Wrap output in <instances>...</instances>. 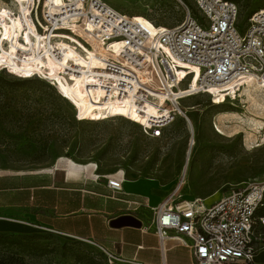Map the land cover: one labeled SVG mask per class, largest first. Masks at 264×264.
<instances>
[{"label":"rangeland","instance_id":"obj_1","mask_svg":"<svg viewBox=\"0 0 264 264\" xmlns=\"http://www.w3.org/2000/svg\"><path fill=\"white\" fill-rule=\"evenodd\" d=\"M28 1L0 0V66L10 72L0 68V173L53 168L71 160L80 167L88 165V172L99 178L118 173L128 179L153 178L159 189H165L158 190L163 200L184 180L180 198H201L205 203L229 194L233 187L264 178V107L248 102L252 113H247L240 86L234 98L227 100L233 88L216 90L213 97L219 96L220 104L202 93L183 99L181 106L187 109L189 120L178 116L159 138L140 126L147 120L121 110L111 115L133 122L122 117L91 121L103 119L102 114L83 113L82 118L88 120L76 121L74 112L80 111V103L69 88L76 89L78 80L62 79L55 72L54 60L48 65L38 53L44 35L29 20ZM106 1L153 27L154 23L174 25L185 14L179 0ZM183 1L200 16L192 0ZM235 1L241 10L238 28L242 31L249 14L264 0ZM19 73L54 79L58 91L74 106L46 80L36 75L20 78ZM97 96L104 97L102 93ZM0 216L15 217V211L2 210ZM37 232L47 234L41 241L49 244L44 252L24 255V264H137L116 259L91 241ZM260 237L264 239V227ZM11 251L17 248L0 245V261Z\"/></svg>","mask_w":264,"mask_h":264},{"label":"built area","instance_id":"obj_2","mask_svg":"<svg viewBox=\"0 0 264 264\" xmlns=\"http://www.w3.org/2000/svg\"><path fill=\"white\" fill-rule=\"evenodd\" d=\"M179 1L184 18L170 26L153 22L156 30L145 28L106 0H29V20L48 38L52 50L54 40L63 39L85 57L91 52L100 59V67L92 68L89 88L98 87L106 96L116 91L118 99L131 97L140 113L146 101L159 104V113L140 125L146 134L159 138L178 116L189 120L183 99L202 93L214 102L210 88L240 73H253L264 81V6L251 13L241 31V10L235 0H192L200 16ZM181 61L196 65L198 73L180 67ZM181 68L186 71L179 75ZM78 73L77 68L67 69L65 76L72 81ZM45 80L58 91L54 79ZM232 98L226 95V100ZM102 110L103 119L91 121L126 118ZM75 118L88 120L79 109ZM107 185L119 191L122 180L110 177ZM183 185L184 180L153 209L161 243L177 239L191 249L196 264H256L255 255L264 245L260 237L264 216L257 214L264 205V178L233 187L212 203L180 198Z\"/></svg>","mask_w":264,"mask_h":264},{"label":"crops","instance_id":"obj_3","mask_svg":"<svg viewBox=\"0 0 264 264\" xmlns=\"http://www.w3.org/2000/svg\"><path fill=\"white\" fill-rule=\"evenodd\" d=\"M80 166L68 160L53 168L0 173V211H15V217L0 216V232L47 231L87 240L125 262L196 264L188 246L174 238L161 243L155 232L153 209L163 200L158 190H165L155 179L119 173L99 178L88 165ZM110 177L122 180L121 190L107 185ZM124 216L138 223L114 224ZM255 262L264 264V247Z\"/></svg>","mask_w":264,"mask_h":264},{"label":"bare ground","instance_id":"obj_4","mask_svg":"<svg viewBox=\"0 0 264 264\" xmlns=\"http://www.w3.org/2000/svg\"><path fill=\"white\" fill-rule=\"evenodd\" d=\"M15 1V0H14ZM17 3V2H16ZM136 18V17H135ZM142 26L148 29H155L156 27H153L141 20H137ZM80 34H84L82 29H78ZM68 37V36H64ZM68 38H71L72 41L79 42L77 38L73 37L72 35H69ZM42 41H40V44L38 45V53L46 60V62L49 65V61L52 58L55 62V65L57 69H55V72L64 80L68 79L65 76V72L67 69L77 68L79 70V73L77 75L73 76V79H77V85L76 89L69 88L72 92V96L80 103V113H83L84 115H95V114H103L102 109H107L108 113L114 114L117 111H123L130 115H135L138 117H141L142 119L148 120L149 116L156 115L159 113V104L153 103L150 101H146L145 107L143 108L144 113H140L137 110H134L135 104L133 103V100L131 97L124 98V99H118L115 98L116 91H113L110 95L107 96L104 95L102 89L98 87H91L89 88L88 84L93 78H92V68H99L100 67V59L95 56L93 53L89 52L88 57H85L81 52H78L73 46L63 42L62 40H58L57 43L53 44V49L50 48V43L48 41L47 37L41 38ZM57 40V39H56ZM54 40V41H56ZM56 51V52H53ZM72 63H69L71 62ZM81 62V63H77ZM76 66V67H75ZM7 68L4 66H0V68ZM182 68H189L192 69V71H197V66L194 65L191 62H184L181 61ZM179 70V75H182L186 70L185 69ZM8 69V68H7ZM20 74V73H19ZM36 74V73H33ZM33 74H29L28 76H32ZM39 74V73H37ZM21 75V74H20ZM42 79H45L46 76L42 77ZM52 79V78H51ZM67 81V80H66ZM197 78L195 77L194 81L192 82L191 87H195ZM237 86H240V98L245 101L246 103V109L247 113H252L250 109V105L248 102L256 107H264V81H261L256 75L253 73H240L234 76L230 81L225 83L224 85L220 86H212L210 88L209 94H214L216 90H224L227 88H233L230 95H234L235 88ZM68 89V90H69ZM59 92H61L59 90ZM62 93V92H61ZM97 93H102L104 95L103 99L97 96ZM63 95L67 97L64 93ZM69 98V97H67ZM70 99V98H69ZM222 100L219 96H216L214 98V104H220ZM192 108V107H190ZM194 108V107H193ZM190 154V151L188 155ZM147 181V180H146ZM154 181V180H153ZM148 183V182H147Z\"/></svg>","mask_w":264,"mask_h":264},{"label":"trees","instance_id":"obj_5","mask_svg":"<svg viewBox=\"0 0 264 264\" xmlns=\"http://www.w3.org/2000/svg\"><path fill=\"white\" fill-rule=\"evenodd\" d=\"M263 6H264V4L261 7H263ZM257 8H260V7L256 6L254 8V10H256ZM251 13L249 14V16L251 15ZM3 69H5V68H3ZM5 70H7V69H5ZM17 76H19V75H17ZM19 77L20 78H28L30 76L20 75ZM1 78L2 77H0V79ZM32 78H34V77H32ZM11 82L16 83V84H25L27 82V80H13ZM65 99L68 102H70L69 99H67V98H65ZM70 103L72 104V106H74L72 102H70ZM74 118H75V112H74ZM75 120L78 121L76 118H75ZM127 120H130V119H127ZM130 121H132V120H130ZM257 214L259 216H264V205L259 208V210L257 211ZM46 237H48L47 234L38 233V232L26 233V234H15V233L0 232V245H6L7 244L9 246H15L17 248V252L11 251L10 255L6 259H3L2 261H0V264H24L25 263L24 257H23L24 255L38 254V253L44 252L46 250L49 243L41 241L42 239H44Z\"/></svg>","mask_w":264,"mask_h":264},{"label":"water","instance_id":"obj_6","mask_svg":"<svg viewBox=\"0 0 264 264\" xmlns=\"http://www.w3.org/2000/svg\"><path fill=\"white\" fill-rule=\"evenodd\" d=\"M138 222L130 216H124L114 221L115 225H121V224H137Z\"/></svg>","mask_w":264,"mask_h":264}]
</instances>
